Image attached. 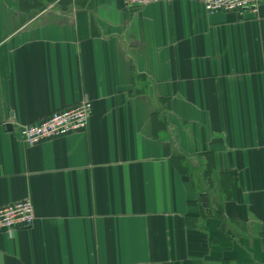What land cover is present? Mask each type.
Wrapping results in <instances>:
<instances>
[{
    "label": "crops",
    "instance_id": "crops-1",
    "mask_svg": "<svg viewBox=\"0 0 264 264\" xmlns=\"http://www.w3.org/2000/svg\"><path fill=\"white\" fill-rule=\"evenodd\" d=\"M84 98V130L20 135ZM24 198L0 264H264V0H0V206Z\"/></svg>",
    "mask_w": 264,
    "mask_h": 264
},
{
    "label": "built area",
    "instance_id": "built-area-1",
    "mask_svg": "<svg viewBox=\"0 0 264 264\" xmlns=\"http://www.w3.org/2000/svg\"><path fill=\"white\" fill-rule=\"evenodd\" d=\"M144 5L149 2L163 0H126ZM203 5L207 13L216 11H236L243 14L248 8L257 12L263 0H194ZM92 111V101L88 98L80 102L55 110L45 117L32 122L19 124L17 129L24 140L35 144L41 140L66 135L84 130ZM35 218V210L29 198L17 200L0 206V229L12 234L19 224L30 225Z\"/></svg>",
    "mask_w": 264,
    "mask_h": 264
},
{
    "label": "water",
    "instance_id": "water-1",
    "mask_svg": "<svg viewBox=\"0 0 264 264\" xmlns=\"http://www.w3.org/2000/svg\"><path fill=\"white\" fill-rule=\"evenodd\" d=\"M201 199H202L203 201H206V200H207V196H206V195H203V196L201 197Z\"/></svg>",
    "mask_w": 264,
    "mask_h": 264
}]
</instances>
